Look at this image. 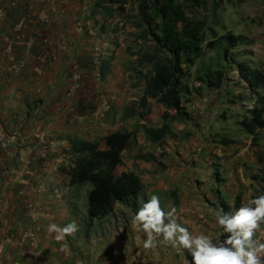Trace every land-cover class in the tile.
Masks as SVG:
<instances>
[{"label": "crops", "instance_id": "obj_1", "mask_svg": "<svg viewBox=\"0 0 264 264\" xmlns=\"http://www.w3.org/2000/svg\"><path fill=\"white\" fill-rule=\"evenodd\" d=\"M93 9L91 0H0V264H189L187 250L168 243L158 240L145 249L146 234L131 224L137 211L122 204L85 227L92 186L71 184L70 139L105 150L110 134L138 130L115 176H139L147 200L158 195L166 212L177 209L178 223L213 240L225 236L215 219L222 204L230 212L238 209V200L239 207L247 204L263 187L264 165L242 128L244 145L213 143L205 130L203 143L189 138L179 155L172 154L171 142L194 132L189 120L173 123L174 136L164 142H150L142 129L149 119L127 113L132 106L142 112L145 79L154 75L152 64H140L144 40L125 18L128 11L91 16ZM95 46L113 56L105 79L91 66ZM218 92L204 89L198 98L192 91L188 107L199 99L205 111ZM42 137L56 142L45 156L40 155ZM152 145L165 147L168 163L157 159ZM73 221L78 231L63 240L48 232L49 224L64 227Z\"/></svg>", "mask_w": 264, "mask_h": 264}, {"label": "trees", "instance_id": "obj_2", "mask_svg": "<svg viewBox=\"0 0 264 264\" xmlns=\"http://www.w3.org/2000/svg\"><path fill=\"white\" fill-rule=\"evenodd\" d=\"M135 1L137 8L132 24L139 31L138 37L151 45L141 56L140 64H152L154 75L145 79V90L139 106L142 112L132 106L127 109V113L142 119L149 118L153 112L149 100L166 110L160 126L143 125L146 138L152 143L164 142L174 136L171 129L173 123L190 120L187 104L190 103L193 90L185 81L206 50L210 49L218 54V66L201 72L196 80L209 91L221 90L229 81L225 64L236 66L239 81L257 99L255 107L248 110L241 122V127L252 136L251 146L259 163L264 165V153L260 151L262 148L259 144L261 132H264V72L252 69L248 63H241L230 55L233 49L243 44V39L230 33L220 35L213 27L207 29L205 21L189 18L178 0ZM188 1L196 6L205 3L203 0ZM117 2L122 4L121 1ZM114 3L113 0H102L95 8L106 16H112ZM120 10L125 12L124 7ZM112 62L113 56L102 62L99 68L101 79H105L111 72ZM91 66L96 68L92 60ZM171 111L174 113L171 114ZM137 134L138 130L110 134L105 139V150L100 149L98 144L78 138L70 139L74 158V168L69 173L71 184L88 183L92 186L87 193L86 228L92 227L95 220L101 221L113 215L118 203L136 212L147 201L139 176L133 173L115 176L116 168L123 165L122 152L133 147ZM261 182L263 187L255 190L252 199L264 194V168L261 170ZM236 208H239V200ZM222 210L224 213L230 212L225 203L222 204Z\"/></svg>", "mask_w": 264, "mask_h": 264}, {"label": "rangeland", "instance_id": "obj_3", "mask_svg": "<svg viewBox=\"0 0 264 264\" xmlns=\"http://www.w3.org/2000/svg\"><path fill=\"white\" fill-rule=\"evenodd\" d=\"M91 1L94 5L98 2H102V0ZM113 1L115 2L113 4L114 12L119 15L120 13L125 15L124 13L128 11L125 18L128 17L133 21L132 17L136 15L137 2L135 0ZM117 1H121L122 4H117ZM178 1L182 4L189 18H197L205 21L207 29L213 27L220 35L230 33L237 37H241L243 39V44L233 49L230 55L233 59L241 63H248L252 69H258L264 72V0H203L205 3L200 6L194 5L188 0ZM121 7H124L125 12L120 10ZM92 11L91 16L98 12L102 14L101 10H97L96 8ZM150 46L149 42L144 41L142 46L143 51L149 50ZM219 61L220 59L217 52L207 49L197 66L192 69L191 76L186 79L185 83L192 87L196 97H203V90L206 89L202 87L200 82H197V77L208 68H217ZM225 69L228 73L229 81L223 88H227V90H223L222 88L221 92H218L214 98L208 99L205 104V111L201 112L202 107H200L199 104L202 103V101L199 99L196 105L188 107L187 104V111L190 115V120L188 122H190V126L192 127L191 131L194 132L187 133L186 136L179 141L175 139L176 141L171 142L173 149H170V146L167 145L172 154L176 153L179 155L180 149L187 143L189 138H198L197 142L203 143L208 138V136L204 134L205 130L206 133L211 135L209 138H213V143L221 145L233 143L245 144L244 136L240 135V129L242 128L241 122L247 115L248 110L255 107L257 99L253 93L247 90L245 84L239 81L237 69L234 64H225ZM258 93L262 94V91ZM208 111L210 113L208 116L209 120L207 118L205 122L200 121L202 116L206 115ZM165 112L166 110L162 106L153 105V112L148 118L149 122L152 125L162 123ZM170 113L173 114L174 111ZM194 115L197 116V119L194 118ZM236 133L240 136H237ZM44 138L53 143L51 149L55 148L56 142L53 139L48 137ZM259 143L262 148L260 151L264 153V132H261ZM159 147L152 145L150 148L152 152L157 155V159L163 163H168V151L165 147H161V149H159ZM253 151L255 152L254 149ZM233 155H236V153L234 152ZM227 158H230V156L228 155L225 157V159Z\"/></svg>", "mask_w": 264, "mask_h": 264}, {"label": "clouds", "instance_id": "obj_4", "mask_svg": "<svg viewBox=\"0 0 264 264\" xmlns=\"http://www.w3.org/2000/svg\"><path fill=\"white\" fill-rule=\"evenodd\" d=\"M177 209L165 211L158 195L142 203L131 220L133 227L146 234L144 248L150 249L161 243L187 250L192 259L189 264H264V194L256 196L234 212L216 215V224L223 229L224 239L213 240L208 235L190 232L177 222ZM167 220V222H166ZM78 231L75 221L60 227L48 225V232L56 233L57 241ZM259 232V238H257ZM162 237V240L160 238Z\"/></svg>", "mask_w": 264, "mask_h": 264}, {"label": "built area", "instance_id": "obj_5", "mask_svg": "<svg viewBox=\"0 0 264 264\" xmlns=\"http://www.w3.org/2000/svg\"><path fill=\"white\" fill-rule=\"evenodd\" d=\"M11 6L13 8H16V3L13 2L11 4ZM109 57H110V51L108 49H106V48L101 47V46L94 47V49L92 51V54H91V60L94 63V66L96 67V69H99L101 64H102V62L104 60H106L107 58H109ZM39 144H40V147H41L40 155H44V156L51 149V145H53L52 142H50L49 140L45 139L44 137H42L40 139V143Z\"/></svg>", "mask_w": 264, "mask_h": 264}]
</instances>
